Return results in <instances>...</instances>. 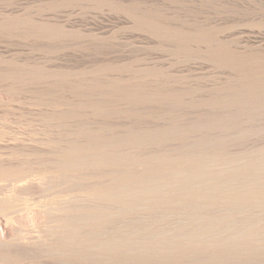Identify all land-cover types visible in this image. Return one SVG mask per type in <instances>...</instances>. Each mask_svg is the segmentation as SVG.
Listing matches in <instances>:
<instances>
[{
  "label": "bare ground",
  "instance_id": "6f19581e",
  "mask_svg": "<svg viewBox=\"0 0 264 264\" xmlns=\"http://www.w3.org/2000/svg\"><path fill=\"white\" fill-rule=\"evenodd\" d=\"M59 1H57V2H59ZM62 1H64V0H62ZM66 1H68V0H66ZM78 1H83L84 5H86L89 8L93 7V8H98V9L102 8L103 6L102 5L100 6L97 3L100 1H103L105 3L104 6L108 7L107 10L120 11L122 13V16L124 14L127 17L132 18V20H134L136 22L135 24H139V25L143 26V28H145L146 32L155 36L157 38V40L159 41L160 49L163 52L169 53L168 57H171V55H172L173 57H175L176 60H180V62H181V60H184L187 64H188V61H189V63H192V61H191L192 58L193 59L194 58L200 59V60H203L202 61L203 63L205 61V63L207 62L208 64L212 65V66L209 65V67L214 66V67L221 69L220 71H223L224 72L223 76L224 75L225 76L223 78V81H221V84L218 86H215L212 88V86H210V83H209V86L211 87V89L208 88V85H207L208 83H206V86H207L206 88L209 89V90L206 89L207 91H205V89H204V91L206 93H204V91H203V93L200 92V89H199L201 96H202V94H205V95L200 100H197V102L193 100V102H195V103H193L194 107H192V98H193L192 97V89L193 88H191L190 91L186 92L187 88L194 87L193 82H192L193 86L191 85V82H190L191 80H190L189 81L190 83L188 82V84H190L191 86L187 87L186 89L184 87H182L185 89V93L183 94V92L181 93V91L179 89H172L171 88V84L173 83L172 81H171L172 83L171 82L169 83L171 89L168 88L169 86L167 84H168V80L170 78L168 80H167V78H165L167 81L164 84V90L163 91L159 92V90H158V93L154 92V94H151V92L149 90L150 94L143 93L141 95V93H140V96H138V97H132V96H129L128 94H126V96L124 97L125 99H122L119 97L120 99H122V102H123V100L126 101V103L124 105L122 103L118 104L119 106L123 105V107H121L118 110L116 109L114 111L111 109L112 111L107 112V113L104 112V110H103L104 113L101 110H99L100 105L98 106L95 102L89 101L88 98H90L89 95H91V94H89L90 92H88V90L85 88H83L79 91L83 92L82 90H84V93L87 92L88 95L84 94V93L82 94L81 92H80V94L81 95H87L88 100L87 99L85 100V98L87 96H84L85 97L84 99H82V97H79V99L81 98V101L79 100V102H78V99H77V102H78L77 104L73 103L74 105H72L70 108L68 107V109L63 110V111H62V109L60 110L58 108V110H60L61 112H59V113L53 112L51 114V116H46L47 114L46 113L44 114L43 111H40V109H39L40 115H41V113H43L45 115V117H48L46 124H49L50 128H48V127L47 128L53 129V131L55 129L56 132L58 129L59 132L62 133V135L64 134V132H66L67 135H64V137L68 136V138L66 137L67 138V141H66L65 138H62V135L61 136L58 135V134H60L59 132L57 133L58 137H61V139L59 138L61 141H62V139L64 141H66V145L64 147H62L63 146L62 145L61 146L62 148H61L60 144H58L59 147L57 148V150L54 148L55 146L53 147V150H51V151H54V149L56 150V151H54L55 154H53V155H56L55 157L53 156V158L55 160L52 163V165L56 171H54L53 174H50V172H48L45 169L47 166H44V168L41 169L42 171L41 172L39 171V173H37L35 175L34 179L32 181H30V183L26 182L27 184H25V185L21 184V186L18 184V186H20V187H17V188L13 187L11 184L12 190H8V191L7 190L2 191L1 190L2 188L0 189V224L5 222L7 226H10L9 229L11 232V235H9V234L7 236H1L0 235V263L1 262L3 263L5 261H9L8 264H21L27 260H32V261L34 260V262H35V260H37V259H42L43 260L42 264L43 263L44 264H264V56H260L259 53H258L259 56H254V54H252V53H251V55H249V54L241 53V51H240V53H238V52L233 53L234 51L231 52V50L229 52L227 49L228 45H225V44H229V43L223 44V43H220V41H218L217 39H214V36H215L214 34L217 33L216 31L220 30L219 28H215L218 30H214V29H210L211 28V26H210V28L208 29L209 26L206 28L205 25H202L200 27H194V26H196L194 24H193L194 26L192 27V23L194 21L192 19L191 20L193 22L188 21V19H187L188 16H187V18H186L187 20H186V19H183L184 17L181 18L182 16L180 17L176 13L171 14L170 13L171 10H170L169 6L172 4V2H176V3L179 2L177 0H161L160 1L161 4L159 2V4L161 5V8L160 9L158 8V10H155L153 8V6H155L153 4H151V5H153L151 7V5L147 6V5L139 4V3L138 4H134V3L133 4L132 3L126 4L123 2L117 3V2H114L113 0H78ZM127 1L131 2L129 0H127ZM133 1H135V0H133ZM142 1H144V0H142ZM147 1L149 3V0H147ZM153 1H159V0H153ZM45 2H47V1H45ZM57 2H56V4H57ZM193 2H194V0H193ZM78 3L81 6L82 2H78ZM181 3H183V2H181ZM181 3H179V4H181ZM79 4H78V6H79ZM6 5H7V3H6ZM23 5H25V4H23ZM52 5L55 6V3ZM63 5H64V3H63ZM82 5H83V3H82ZM9 6H11V5H9ZM12 6H14V5H12ZM54 6H52V7H54ZM65 6H66V4H65ZM72 6H74V5H72ZM19 7H20V5H19ZM26 7L27 6H25V8ZM44 7L42 6V8H44ZM156 7H160V6H156ZM185 7H187V6H185ZM63 8L65 9V7H63ZM180 8H179V10H180ZM14 9H15V7H14ZM48 10H50V9L48 8ZM87 10H90V9H87ZM104 10L106 11V8ZM185 12H186V10H185ZM0 13L2 14V12H0ZM33 13H34V11L32 12V14ZM35 13H36V11H35ZM81 13H83V12H81ZM95 13H96V11H95ZM107 13L109 14V11H107L106 14ZM182 13L186 14L184 12H182ZM189 13H191V11H189ZM3 15H6V14H3ZM112 15H113V13H112ZM53 16H55V14H53ZM58 16H59V14H58ZM84 16H85V14H84ZM56 17H57V15H56ZM17 18L18 17H16V19ZM39 19H40V17L38 18V20ZM42 19H44V15H43ZM124 19H125V17H124ZM0 20L5 21V18L4 19L2 18ZM13 20H14V18H13ZM26 20H28V18ZM26 20L24 19L25 22H26ZM7 21H11V20H7ZM7 21H5V22H7ZM20 21H22V20H20ZM34 21H36V19ZM42 21H39V22L42 23ZM11 22H13V21H11ZM18 22L16 21L15 24L16 23L20 24V22L19 23ZM46 22L48 23L49 21L46 20ZM128 22L129 21L127 19V23ZM47 23L45 25H47ZM131 23H133V21ZM3 25H5V24L3 23ZM6 25L9 26L10 22H9V24H6ZM21 25H22V23H21ZM24 25H26V23ZM14 26H16V25H14ZM17 26L20 27L19 25H17ZM28 26H31V24ZM43 26H44V24H43ZM47 26L49 27V25H47ZM52 26L53 25H51V27ZM203 26H205V27H203ZM48 27H45L44 29H42L43 28L42 27L41 28L42 30L38 29V31L33 32V33L34 34L37 33L36 35L39 38L41 37L44 39H49V38L53 37L54 34H56V33L52 32V34H51L49 31V29L51 27H49V28ZM131 27H133V26L131 25ZM137 27H138V25H137ZM10 28L11 27H8L7 29L10 30ZM24 28H25V26H24ZM33 28H34V26H33ZM12 29L14 30V28H12ZM1 30H2V28H1ZM34 30H35V28H34ZM51 30H52V28H51ZM70 30H71V28H70ZM20 31L18 32V34H20ZM77 31L79 34V30H77ZM135 31H136V29H135ZM138 31H136V32H138ZM2 32H4V31H1V33ZM24 32H25V36H26V32H28V31L26 30ZM219 32H222V31L220 30ZM1 33H0V36H1ZM9 33H11V32H9ZM13 33H16V36H17L16 31ZM21 33L24 35L23 32H21ZM80 33H82L81 30H80ZM3 34H5V33H3ZM3 34H2V36H3ZM75 34H76V32H75ZM23 35H20V36H23ZM56 35H58V34H56ZM60 35H61V33H60ZM101 35H99V36H101ZM105 35H106V33H105ZM9 36L12 37L11 35H9ZM16 36H14V37L16 38ZM88 36L89 35H86L87 40H89ZM219 36H220V33H219ZM86 37H84V38H86ZM0 38H3V37H0ZM18 38L20 39L21 37H18ZM66 38L69 39L68 37H66ZM66 38H65V40H66ZM79 38L80 37H78V39H77L78 42H80L79 40L81 38H83V36L80 39ZM84 38H83V40H84ZM92 39L93 38H91V40ZM224 39L221 38V41ZM37 40H38V38H37ZM51 40H52V38H51ZM93 40H96V39H93ZM35 41H36V39H35ZM58 41H57V43H59ZM62 41L60 40V43ZM96 41H98V40H96ZM41 42H43V41H41ZM81 42H83V41H81ZM81 42H80V44H81ZM84 42H83L84 44H82L83 46H85V44H87V41L84 40ZM90 42L92 43V41H90ZM65 43L67 44V42H65ZM100 43H103V45H104V42L100 41ZM9 44H11V43L9 42ZM71 44H74V43H71ZM88 44H90V43H88ZM154 44H156V43L154 42ZM94 45H96V42ZM94 45L92 44V46H94ZM97 45H99V47H100L101 44H98V42H97ZM35 46H37V44ZM49 46H51V45H47V49L49 48ZM74 46H77V44ZM87 47H90V45ZM91 47L89 49L90 51H91ZM94 47H95V49L97 48V46H94ZM147 47H148V45H147ZM228 47H230V46H228ZM236 49H237V47H236ZM48 50L50 51L51 49H48ZM54 50H56V49H54ZM57 50H58V48H57ZM80 50H83V49H80ZM143 50L145 51V48ZM99 51H100V49H99ZM243 51H244V49H243ZM42 53H43V51H42ZM65 53H66V51H65ZM80 53H82V52H80ZM108 55H110V54H108ZM83 56H84V54H83ZM31 57L32 56H30V58ZM33 58H36V57H33ZM11 59H13V58H11ZM24 59H26V58L24 57ZM27 59H28V56H27ZM41 59H43V58H41ZM92 61H94V60H92ZM172 61H174V60H172ZM172 61L168 60V62H172ZM2 62L0 60V64ZM5 62H6V65L9 64V63L7 64V62H9V61H5ZM20 62H22V61H20ZM163 62L165 63L167 61H163ZM23 63H24V61H23ZM30 63H28V64H30ZM92 63H94V62H92ZM19 64L21 66V63H19ZM59 64H61V63H59ZM140 64L141 63L139 62V64H138L139 67H140ZM171 64H170V68L173 69L174 67L172 68ZM36 65H37V63H36ZM115 65L118 69H121L122 71L126 70V69H123L122 67H119L121 65H119V66L117 64H115ZM161 65H160V67H161ZM168 65L165 64L164 65V66H166L165 68L162 65L163 67H161V68L167 69ZM182 65H183V63H182ZM1 66L2 65H0V67ZM4 66H2V67H4ZM34 66L35 65H33V67ZM74 66H76V65H74ZM78 66H80V65L78 64ZM103 66L105 67V64H103ZM173 66H175V65H173ZM33 67L31 68L32 70L37 69V66L35 67V69ZM116 67H114V68H116ZM188 67H190V65ZM214 67L212 69H215ZM4 68H3V70H4ZM6 68L8 69V67H6ZM43 68H44V66H43ZM43 68H42V70H43ZM72 68H74V67H72ZM87 68L85 70H88ZM92 68L99 69V67L97 68L95 66ZM101 68H102V66H101ZM105 68H107V67H105ZM145 68H146V66H145ZM178 68L179 67H177L176 70ZM207 68H208V65H207ZM11 69H9V70H11ZM27 69L28 68H26V70ZM67 69H69V67ZM219 69H217V70H219ZM0 70L2 71V74L4 71L5 72L7 71V70L3 71L2 68H0ZM16 70H18V69H16ZM50 70L52 71L53 69L51 68ZM58 70L56 72H58ZM63 70L64 69H62L61 72L63 74L65 73L64 79H66V76L69 73L66 74V72H63ZM72 70H74V69H72ZM111 70H113V69H111ZM167 70H168V72H167ZM167 70L166 71L164 70V71L167 73H171V72H172V74L174 73L173 70L171 72H169L170 71L169 68ZM12 71H13V73H11V74H14L15 71L14 70H12ZM39 71H40V69H39ZM64 71H66V70H64ZM76 71H78V69H76ZM76 71L74 70V72H76ZM81 71L84 72L83 70H81ZM88 71L91 73L90 70H88ZM96 71H98V70H96ZM135 71L137 72V70H135ZM180 71L181 70H179V72ZM193 71L195 72L196 69ZM26 72L29 73L28 70ZM26 72L24 69L23 73L26 74ZM34 72H37V71L35 70ZM41 72H43V71H41ZM59 72H60V70H59ZM72 72L73 71H71V73ZM93 72H94V70H92V73ZM98 72H100V71H98ZM98 72H96V73H98ZM104 72H106L105 69H104ZM109 72H111V71H109ZM132 72H134V71H132ZM179 72H177V73H179ZM7 73H9V72L7 71ZM7 73H6V75H7ZM30 73H31V70H30ZM30 73H29V75H30ZM111 73H113V72H111ZM125 73H127V71ZM130 73L131 72H129V74ZM159 73H161V72L159 71ZM218 73H220V72H218ZM16 74L17 73H15L14 75H16ZM37 74L44 75L43 73L42 74L37 73ZM121 74L120 75L123 76V73H121ZM135 74H140V73H135ZM200 74H201V72H200ZM52 75L53 74H51L50 76H52ZM73 75H75V74H73ZM76 75H78V73ZM84 75H83V77L85 79L86 76H84ZM94 75H96V77H98L97 75H99V74H94ZM109 75L106 76V73H105L106 77L111 76L110 78H112V76H113V79L118 78V77L116 78L114 75H110V76ZM195 75H196V73H195ZM2 76L0 75V77H2ZM57 76H58V74H57ZM105 76H103V77H105ZM125 76H126V74H125ZM160 76H161V74H160ZM163 76L165 77V75H163ZM180 76H178V77H180ZM208 76H209V74H208ZM208 76H207V78H208ZM23 77L22 78L19 77V78L21 80H23ZM76 77H75V79H76ZM11 78H13V76ZM11 78H9V79H11ZM35 78H36V76L32 80H34ZM69 78H70V76H69ZM69 78L67 80H69ZM95 78H94V80L96 83L97 78L96 79ZM99 78H101V77H99ZM99 78H98V80H99ZM161 78L159 77V79H161ZM7 79H8V77H7ZM26 79H28V78H26ZM36 79H39V78H36ZM54 79H55V77H54ZM89 79L88 78L86 79L87 80L86 84L91 83V80H93L92 76L89 77ZM124 79H126V78H124ZM140 79H142V78H140ZM182 79L183 78L181 77V82H182ZM204 79H205V76H204ZM21 80H19V81L21 82ZM39 80H41V79H39ZM58 80H60V79H58ZM111 80L106 81V79H105V83H104V80L102 79V82H103V84H106V83H110ZM118 80L120 81L121 79H118ZM162 80H161V82H162ZM29 81H30V78H29ZM70 81L72 82V78ZM116 81H114V82H116ZM122 81H121V83H122ZM149 81H150V79H149ZM155 81H156V79H155ZM159 81H158V83H159ZM183 81H185V80H183ZM1 82H2V80H1ZM1 82H0V85H2ZM30 82H32V81H30ZM30 82H29V84H28V82H25V84L27 83V85L30 86V84H31ZM43 82H44V80H43ZM54 82L57 83V81H54ZM102 82L99 81V83H102ZM114 82L112 80V84ZM138 82L139 81L137 80V83ZM146 82H148V81H146ZM199 82H198V84H201ZM6 83H5V85H7ZM12 83H13V81L11 83H9L10 87H11ZM22 83H23V87H24L25 86L24 82L22 81ZM36 83H33V84H36ZM72 83H69V84H72ZM74 83L77 84L76 81ZM74 83H73V85H74ZM81 83H82V81H81ZM93 83H92V85H96ZM19 84H21V83H19ZM78 84H80L79 81H78ZM86 84H85V86H86ZM118 84L116 83L115 85L118 86ZM183 84H184V82H183ZM27 85H26V87H27ZM37 85H38V83H37ZM37 85L35 87H38ZM58 85H60V84H58ZM81 85L84 86V83ZM92 85H89V86L92 87ZM99 85H102V84H99ZM109 85H105V86L108 87ZM2 86L7 87L8 85L7 86L2 85ZM13 86H14V84H13ZM66 86H67V88L70 87L68 85H66ZM66 86H64V87H66ZM77 86H75L77 89L81 88L80 86H78L79 88ZM140 86H143V85H140ZM148 86H150L149 88L151 89V85L149 84ZM179 86H180V84H179ZM195 86H196V84H195ZM3 87H1V89ZM30 87H32V86H30ZM59 87L61 88V85ZM75 87H74V89H75ZM162 87H163V85L161 86V88ZM198 87H199V85H198ZM32 88L34 89V87H32ZM40 88H42V87L40 86ZM56 88H57V86L55 87V89ZM110 88L112 89L113 86ZM115 88H117V87H114V89ZM152 88H153V86H152ZM43 89H44V87H43ZM43 89H41V90H43ZM57 89H56V91H57ZM74 89H71V90H74ZM134 89H135V87H134ZM134 89H133V91L136 92V90H134ZM24 90L25 91L28 90V92H29V89H27V88ZM52 90H54V89L52 88ZM63 90H61V93L63 92ZM68 90H70V89H68ZM104 90L106 91L107 89H104ZM123 90H125V88H123ZM160 90H162V89H160ZM193 90L195 91V89H193ZM11 91H9V92H11ZM45 91L46 90H44V93H45ZM95 91H96V88H95ZM107 91L110 92V89ZM137 91H138V89H137ZM23 92H20V93H23ZM65 92H67V91H65ZM77 92H72V95H71V93H70V95L72 97H74V95H75L74 93H77ZM99 92H104V91L99 90L98 94H99ZM119 92L120 91L115 92V93L118 94ZM196 92L197 91H195V93ZM2 93L5 94V92H2ZM33 93H34V91H33ZM42 93L43 92L41 91L40 94H42ZM47 93L48 92H46V94ZM56 93H58V92H55V95H56ZM96 93H94L95 97L97 95ZM105 93H103V94H105ZM13 94L14 93L10 94L11 97ZM17 94L18 93L14 94V96ZM30 94H32V91H31V93H29L28 96H30ZM37 94H39V93H37ZM138 94H139V91H138ZM193 94H194V92H193ZM6 95H7V93H6ZM22 95H26V94L23 93ZM52 95H54V93ZM63 95H64V93H63ZM65 95H66V93H65ZM68 95L69 94L67 92V96ZM76 95H78V94H76ZM109 95L110 94L108 93V95H106V96H109ZM20 96H21V94H20ZM50 96L48 97V95H47L48 98L52 97V96L51 97ZM26 97H27V95H26ZM40 97H42V96L40 95ZM40 97L38 95L37 98H40ZM53 97L51 100L54 101ZM97 97H98V95H97ZM99 97L97 99H100L101 104H102L103 99H101V96H99ZM31 98L33 99L36 97H31ZM31 98L29 99V101L31 100ZM109 98H110L109 100H111L110 102H113L112 100L115 99V96L113 97L114 99H111V97H109ZM195 98H196V96H195ZM57 99L59 100L60 97ZM117 99H118V97H117ZM67 100H68V98H67ZM106 100L109 101L107 98H106ZM117 101L114 100V102H117ZM119 101H121V100H119ZM43 102H45V101H43ZM49 102H50V100H49ZM98 102H99V100H98ZM35 103L36 102H34L33 104H35ZM59 103L57 105H59ZM37 104H38V102H37ZM53 104L54 103H52V105ZM60 104H62V103H60ZM112 104H114V103H112ZM17 105H16V108L18 107ZM19 105H21V104H19ZM55 105H56V103H55ZM103 105H105V104H103ZM152 105H154V106H152ZM62 106L63 105H61V107ZM3 107H5V106H3ZM64 107H66V106H64ZM8 108H10V107H8ZM47 108H49V107H47ZM58 110H55V112L56 111L58 112ZM9 111H7V112H9ZM32 111L33 110H31V112ZM13 113L11 116H13ZM9 114H11V113H9ZM35 114H36L35 116L37 117V112ZM38 115H39V113H38ZM25 116H27V114ZM29 117H31V116H29ZM0 118H1V116H0ZM11 118H13V117H11ZM16 118H18V117H16ZM8 119H10V118L8 117ZM30 120H32V119H30ZM44 122H45V120H44ZM40 123H42V122H40ZM0 126H2V125H0ZM3 126H5V124ZM19 126H21V125H19ZM40 126H42V125H40ZM38 127L36 126L35 128L34 127L33 128L36 129ZM43 127L44 128H42V129H44V130L47 129V128H45L46 126H43ZM39 129H41V128L39 127ZM60 129H62L64 131L62 132ZM17 130H19V129H17ZM26 131H28V130H26ZM36 131L38 132V129L35 130V132ZM48 131L47 132L44 131V132L48 134L49 133ZM53 131H51V133ZM22 132H24V131H22ZM32 132H30V133H32ZM51 133H50V135H51ZM19 134L21 135V133H19ZM38 134H36V135H38ZM16 135L17 134H15L14 136L17 137ZM23 135H25V134H23ZM53 135L54 134H52V136ZM57 135L55 134L54 136H57ZM45 137H42V138L45 139ZM49 139L47 141L51 142L50 140H52V139H50V140ZM37 140H40V139L37 138ZM37 140H36V142H37ZM20 141H21V139H20ZM20 141H18L17 143L19 144ZM23 141H25V140H23ZM40 142H43V141L40 140ZM1 144H3V143H1ZM24 144H25V142H24ZM14 145H15V143L13 144V146ZM21 145H22V141H21ZM41 145H42V143H41ZM50 146H51V144H50ZM22 147H23V145H22ZM22 147H21V150H23L25 148V145H24L23 149H22ZM11 149H9V151ZM19 149H20V147H19ZM35 149H37V148H35ZM35 149H33V150L36 151ZM38 149H40V145H39ZM16 150H17V148H16ZM58 150H60V151H58ZM28 151H29V149H28ZM28 151H26V152L28 153ZM31 151H29V152H31ZM38 151H36V152L38 153ZM11 152H13V149ZM21 152L22 151H20V153ZM36 152H35V154H37ZM40 152H41V149H40ZM54 152H52V153H54ZM5 153L6 152H4V154ZM17 153H19V152H17ZM23 153H25V151ZM23 153H21V154H23ZM5 155H7V154H5ZM27 155L28 154H26V156ZM26 156L23 155V157H25V159H26ZM41 156L42 155H40V157ZM18 157H19V155H18ZM23 157H22V159H24ZM28 157H29V155H28ZM9 158H7V159H9ZM37 158H39V156ZM41 158H44V157H41ZM7 159H5V160L7 161ZM32 159H34V158H31V162H32ZM5 160H3V161H5ZM21 160H20V162H22ZM35 160L38 162L39 159H35ZM45 160H46V156H45V159H43V161L41 162V163H44V165H46V162H44ZM0 161H2V160H0ZM9 161L12 163L11 159ZM13 161H15V160H13ZM24 161H23V164H24ZM28 161H30V160H27V162H25V163L30 165V162H28ZM10 162H7V164L9 165ZM5 163L6 162L3 163L4 164L3 166H5L7 168V166H6L7 164L5 165ZM33 163L34 162H32V164ZM19 164H20V167H24V168L26 167L22 163H19ZM11 165H13V164H11ZM15 165H17V163H15L13 167H15ZM34 165H35V163H34ZM36 165H38V164H36ZM39 165H38V167L37 166H35V167H37V169H38L39 167H41V165L40 166ZM1 166H2V164H1ZM9 167H10V165H9ZM28 167H31V169H33L31 165ZM9 169H11V168H9ZM26 169H28V168L26 167ZM2 170H5V169L2 168ZM2 170H0V181L3 178L5 179V177H7V175H8V173H6ZM17 170H19V169H17ZM20 170H22V169H20ZM38 170H40V168ZM9 171H12V170H9ZM13 171H14V169H13ZM14 173H17V172H14ZM14 173H13V175H14ZM29 175L31 176L33 174H29ZM94 175H97V176L103 175L104 177H106V179L102 180L100 178L101 181L90 182L89 178L92 176L94 178ZM23 177L24 176L22 175V177H20L21 179L20 178H16V179L14 178V180L17 181V179H18V181L21 180V182H22ZM28 177L29 176H26V178H28ZM104 177H102V178L104 179ZM26 178H24V180H26ZM70 180L71 181L79 180L78 182L75 181L76 183H74L75 184L74 187H73V184H71L72 185L71 189L75 190V188H76L77 191L76 190L75 191L70 190V191H72L71 193L79 191L78 194L75 193L76 195L74 194V196H72V197H69L67 199L66 198L63 199L62 198L63 196H61V195L65 191L68 192V189H70V188H68L69 185H67L66 189L67 188L68 189L65 190L60 195L61 198L58 197V195H57L58 198L57 197L54 198L55 197L54 196L51 199L50 196L54 195L55 192H52L53 194H51V192H50V193H47L46 195L43 196V198L48 199V196L50 194V196H49L50 201H43L42 200V202L40 201V203H38L39 202L38 201L39 199H38V200H36V201H38L37 204H34L31 201L33 204L24 206V208L21 210L22 213H19L20 210L17 211V207L19 206V202H21L22 199L25 200L24 197L30 196L34 193L45 194L48 190L52 191L53 189H51V188L55 184L56 185L59 184L60 181H65L67 183V181L69 182ZM2 182H3V180H2ZM7 182H8V180L6 181V183ZM4 185L7 186L6 184H4ZM8 186H10L9 183H8ZM11 186H10V188H11ZM57 186H58V190L57 189L56 190L59 191L60 185H57ZM54 190H55V188H54ZM57 191H56V193L58 194ZM68 195L69 196L71 195L70 192ZM45 196H47V197H45ZM31 197L33 198L34 196H31ZM39 198H42V197H39ZM33 199L35 201V198H33ZM36 201H35V203H36ZM1 220H2V223H1ZM47 224H49L48 225V226H50L49 228L46 227ZM1 226L3 228V226H5V224L1 225ZM40 226L46 227L48 229L46 230L47 231L46 233L44 232L45 235H43V233H42V235H41L42 237H40V238L37 237L36 240L32 238L33 233H32V235H31V233L28 234L29 236L31 235L32 239H30V237L26 238L27 235H25V236L22 235V236H24L23 237L24 239L22 242L17 241L18 239L13 237L14 234H21V233L24 234V232H26V231H27V233H29L31 231V229L34 230V228H39ZM35 232L37 235L39 231L35 230ZM41 232H39V233H41ZM7 233H8V231H7ZM27 233H25V234H27ZM18 236H20V235H18ZM29 262H27V263H29ZM5 264H7V263H5ZM30 264H31V262H30ZM38 264H39V261H38Z\"/></svg>",
  "mask_w": 264,
  "mask_h": 264
},
{
  "label": "rangeland",
  "instance_id": "374dc122",
  "mask_svg": "<svg viewBox=\"0 0 264 264\" xmlns=\"http://www.w3.org/2000/svg\"><path fill=\"white\" fill-rule=\"evenodd\" d=\"M5 0H0V12H2V14L0 13V19H4L5 18V21H7V20H11V21H13V22H11V21H7V22H5L4 20H0V33H1V31H4V32H2L1 33V36L0 37H3V38H0V60H1V64L0 65H2V66H6V67H8V69L6 68H4V67H0V68H2V70H3V68H4V70H7L9 73H7V71L5 72L4 70V72H3V74H2V71L0 70V75L2 76V77H0V82H1V80H2V82H1V84L2 85H4V86H7V87H3L2 85H0V89H1V87H3L1 90H0V116H1V118H0V125H2V126H0V142L1 143H3V144H1L0 143V160H2V161H0V166H1V164H2V168L3 169H5V170H2V168L0 167V170H2V171H4V172H6V173H8V175H7V177H5V179L3 178L2 180H3V182H2V180L0 181V189L2 190V191H8V190H12V186L13 187H15V188H17V187H20L21 186V184H27V183H30V181H32L33 179H34V177H35V175L37 174V173H39V171L41 172L42 170L41 169H43L44 168V166H47L45 169L48 171V172H50V174H53L54 173V171H56L55 169H54V167H53V165H52V163H53V161L55 160L54 158H53V156L55 157L56 155H53V154H55V152L54 151H56L57 150V148L59 147V145L58 144H60V147L62 146V147H64L65 145H66V141H67V138H68V136H65L64 137V135H67L66 134V132H64V134L62 135V133L61 132H59V130L57 129V132H56V130L54 129V131H53V129H48V128H50V125L49 124H46V121H47V118L48 117H45V113L47 114L46 116H51V114L54 112V113H59V112H61L60 110L62 109V111L63 110H66V109H68V107L70 108L72 105H74L75 103L77 104L78 102H79V100L81 101V98L79 99V97H82V99H84L85 97L84 96H87L88 95V93L87 92H85L84 93V90H82L83 92H81V91H79V90H81V89H83V88H85V89H87L88 90V92H90L89 94H91V95H89L90 96V98H88V96L85 98V100L88 98L89 99V101H91V102H95L99 107V110H101L102 112H103V110H104V112H110V111H114V110H118V109H120L121 107H123V105L126 103V101L125 100H123V102H122V99H125L124 97L126 96V94H128L129 96H132V97H138V96H140V93H141V95L143 94V93H145V94H150V92H151V94H154V92L155 93H158V90H159V92L160 91H163L164 90V84L166 83V81L168 80V88H170V82L172 83L171 84V88L172 89H179L180 91H181V93L183 92V94L185 93V89L187 88V87H189V86H191L192 85V82H193V85H194V87H189V88H187L186 89V92H188V91H190L191 90V88H193V89H195V91H197L196 93H195V91L192 89V107H194V105H193V103H195V102H193V100L194 101H196L197 102V100H200L201 98H203V96L205 95V94H202V96H201V93L200 92H202L203 93V91H204V89H205V91H207V90H209V89H211V87L210 86H212V88L213 87H215V86H218V85H220L221 84V81H223V78H224V76H223V74H224V72L223 71H220L221 69H219V68H217V67H214L215 69H212L213 67H209V65L210 64H208L207 62L205 63V61H204V63L202 62L203 60H200V59H196V58H192V63H189V61H188V64L184 61V60H181V62H180V60H176L175 59V57H173L171 54V57H168L169 55V53H166V52H163L161 49H160V47H159V41L157 40V38L155 37V36H153V35H151V34H149L148 32H146V30H145V28H143V26H141V25H139V24H135L136 22L134 21V20H132V18H129V17H127L126 15H124L123 14V16H122V13L120 12V11H111V10H107L108 9V7H105L104 5H105V3L103 2V1H100V2H98L97 4L98 5H102L103 7L102 8H93V7H87L86 5H84V2L83 1H78V0H68V1H66V0H64V1H62V0H6L5 2H4ZM32 1V2H31ZM45 1H47V2H45ZM57 1H59V2H57V4H56V2ZM66 1V2H65ZM77 1V2H76ZM114 2H117V3H119V2H123V3H126V4H144V5H147V6H150L151 4H153V5H155V6H153V5H151V7L153 6V8L155 9V10H158V8L160 9L161 8V0H159V1H153V0H149V3H148V1L147 0H144V1H142V0H135V1H133V0H129V1H131V2H128L127 0H113ZM137 1V2H136ZM139 1V2H138ZM142 1V2H141ZM177 1H179V2H172V4L169 6L170 7V13L171 14H178V16H182L181 18H183V19H186L187 18V16H188V21H192L193 23H192V27L194 26V25H196V26H194V27H200V26H202V25H205L206 26V28L208 27V29L210 28V26H211V28L210 29H214V30H218V29H215V28H219L222 32H219L220 30H218V31H214L216 34H214L215 36H214V39H217L218 41H220V43H229V44H225V45H228V46H230V47H228L227 46V49H228V51L230 52V50H231V52H233V53H235V52H238V53H240V51H241V53H245V54H249V55H251V53L252 54H254V56H259V54H260V56H264V0H194V2H193V0H177ZM35 2V3H34ZM52 2V3H51ZM62 2V3H61ZM72 2V3H71ZM78 2H82L83 3V5H82V3H81V6H80V4L78 3ZM159 2H160V4H159ZM181 2H183V3H181ZM6 3H7V5H6ZM9 3V4H8ZM29 3V4H28ZM33 3V4H32ZM49 3V4H48ZM55 3V6L54 5H52V4H54ZM63 3H64V5H63ZM69 3V4H68ZM71 3V4H70ZM77 3V4H76ZM100 3V4H99ZM163 3V2H162ZM179 3H181V4H179ZM23 4H25V5H23ZM27 4V5H26ZM43 4V5H42ZM48 6H47V5ZM51 4V5H50ZM65 4H66V6H65ZM78 4H79V6H78ZM107 4V3H106ZM185 4V5H184ZM9 5H11V6H9ZM12 5H14V6H12ZM18 5V6H17ZM19 5H20V7H19ZM39 5V6H38ZM57 5V6H56ZM72 5H74V6H72ZM180 5V6H179ZM25 6H27L26 8H25ZM30 6V7H29ZM42 6L46 9H44V8H42ZM50 6V7H49ZM52 6H54V7H52ZM86 6V7H85ZM156 6H160V7H156ZM185 6H187V7H185ZM14 7H15V9H14ZM47 7V8H46ZM59 7V8H58ZM63 7H65V9L62 8ZM157 9H156V8ZM182 9H181V8ZM33 8V9H32ZM38 8V9H37ZM48 8L50 9V10H48ZM55 8V9H54ZM58 8V9H57ZM86 8V9H85ZM106 8V11L104 10ZM179 8H180V10H179ZM13 9V10H12ZM22 9V10H21ZM25 9V10H24ZM44 9V10H43ZM87 9H90V10H87ZM102 9V10H101ZM7 10V11H6ZM9 10V11H8ZM15 10V11H14ZM32 10V11H31ZM39 10V11H38ZM79 10V11H78ZM87 10V11H86ZM185 10H186V12H185ZM23 11V12H22ZM34 11V13L32 14V12ZM35 11H36V13H35ZM63 11V12H62ZM77 11V12H76ZM95 11H96V13H95ZM103 11V12H102ZM105 11V12H104ZM107 11H109V14L107 13L106 14V12ZM173 11V12H172ZM175 11V12H174ZM189 11H191V13H189ZM31 12V13H30ZM81 12H83V13H81ZM85 12V13H84ZM87 12V13H86ZM90 12V13H89ZM115 12V13H114ZM182 12H184V13H186V14H183ZM14 15H13V14ZM29 13V14H28ZM45 13V14H44ZM61 13V14H60ZM112 13H113V15H112ZM3 14H6V15H3ZM40 14V15H39ZM53 14H55V16H53ZM58 14H59V16H58ZM68 14V15H67ZM84 14H85V16H84ZM104 14V15H103ZM117 14V15H116ZM38 15V16H37ZM43 15H44V19H42L43 18ZM56 15H57V17H56ZM61 15V16H60ZM121 15V16H120ZM2 17V18H1ZM16 17H18L17 19H16ZM24 17V18H23ZM40 17V19L38 20V18ZM61 17V18H60ZM65 17V18H64ZM124 17H125V19H124ZM127 17V18H126ZM13 18H14V20H13ZM21 18V19H20ZM28 18V20H26ZM54 18V19H53ZM122 18V19H121ZM206 18V19H205ZM22 20V21H20V20ZM24 19L26 20V22L24 21ZM36 19V21H34ZM80 21H79V20ZM127 19H128V23H127ZM131 19V20H130ZM186 19V20H187ZM192 19V20H191ZM18 22H20V24H15V22L16 21ZM30 20V21H29ZM44 22H43V21ZM46 20L47 21H51L50 23L48 22H46ZM78 20V21H77ZM125 20V21H124ZM209 20V21H208ZM4 21V22H3ZM29 21V22H28ZM39 21H42V23H40ZM86 21V22H85ZM133 21V23H131ZM9 22H10V25L8 26V25H6V24H9ZM18 22V23H19ZM26 23V25H24L25 23ZM28 22V23H27ZM47 23V25H49V27H51V25H53L51 28H52V30H51V28L49 29V31H50V33L52 34V32H54V33H56V34H58V35H56V34H54V36L53 37H51L52 38V40H51V38H49V39H44V38H39V37H37V33L36 34H34L33 32H36V31H38V29L39 30H42V29H44L45 27H48L47 25H45L46 23ZM58 22V23H57ZM126 22V23H125ZM205 22V23H204ZM3 23L5 24V25H3ZM12 23V24H11ZM21 23H22V25H21ZM24 23V24H23ZM133 26V27H131V25ZM199 23V24H198ZM207 23V24H206ZM31 24V26H28V25H30ZM43 24H44V26H43ZM60 24V25H59ZM63 24V25H62ZM134 24V25H133ZM194 24V25H193ZM14 25H16V26H14ZM17 25H19L20 27H18ZM59 25V26H58ZM62 25V26H61ZM76 25V26H75ZM137 25H138V27H137ZM198 25V26H197ZM4 26V27H3ZM24 26H25V28H24ZM28 26V27H27ZM33 26H34V28H35V30H34V28H33ZM36 26V27H35ZM43 28H42V27ZM67 28H66V27ZM121 26V27H120ZM128 26V27H127ZM205 26H203V27H205ZM8 27H11L10 28V30L9 29H7ZM33 29H32V28ZM48 27V28H49ZM55 27V28H54ZM57 27V28H56ZM60 27V28H59ZM78 27V28H77ZM83 27V28H82ZM130 27V28H129ZM1 28H2V30H1ZM12 28H14V30L12 29ZM21 30H19V29ZM42 28V29H41ZM70 28H71V30H70ZM129 28V29H128ZM28 31V32H26V36H25V32L24 31H26V30ZM37 29V30H36ZM92 29V30H91ZM127 29V30H126ZM132 29V30H131ZM134 29V30H133ZM135 29H136V31H138V32H136L135 31ZM138 29V30H137ZM6 30V31H5ZM8 30V31H7ZM56 30V31H55ZM63 30V31H62ZM70 30V31H69ZM76 30V31H75ZM77 30H79V34H78V31ZM80 30L82 31V33L84 34H82V33H80ZM86 30V31H85ZM131 30V31H130ZM17 32V36H16V33H13V32ZM20 31V34H18V32ZM73 31V32H72ZM112 31V32H111ZM224 31V32H223ZM9 32H11V33H9ZM21 32H23L24 33V35L21 33ZM69 32V33H68ZM75 32H76V34H75ZM87 32V33H86ZM3 33H5V34H3ZM8 33V34H7ZM29 33V34H28ZM33 33V34H32ZM60 33H61V35H60ZM65 33V34H64ZM73 33V34H72ZM105 33H106V35H105ZM219 33H220V36H219ZM2 34H3V36H2ZM15 34V35H14ZM32 34V35H31ZM68 34V35H67ZM70 34V35H69ZM75 34V35H74ZM82 34V35H81ZM89 35L88 36V39L90 40V41H92V43L89 41V40H87V37H86V35ZM102 34V35H101ZM148 36H147V35ZM228 34V35H227ZM9 35H11L12 37H10ZM20 35H23V36H20ZM28 35V36H27ZM36 35V36H35ZM65 35V36H64ZM73 35V36H72ZM80 35V36H79ZM99 35H101V36H98ZM104 35V36H103ZM225 35V36H224ZM14 36H16V38L14 37ZM60 36V37H59ZM75 36V37H74ZM83 36V38L84 37H86V38H84V40L85 41H87V44H85V46H83L82 44H84L85 42H84V40H83V38H81ZM147 36V37H146ZM228 36V37H227ZM18 37H21L20 39L18 38ZM27 39H26V38ZM50 37V36H49ZM66 37H68L69 39H67ZM72 37V38H71ZM74 37V38H73ZM78 37H80L79 39V41L81 42V41H83V42H81V44H80V42H78L77 41V39H78ZM98 37V38H97ZM110 37V38H109ZM216 37V38H215ZM34 38V39H33ZM37 38H38V40H37ZM54 38V39H53ZM58 38V39H57ZM65 38H66V40H65ZM91 38H93V39H96V40H98V41H96V40H91ZM155 38V39H154ZM221 38H225L224 40H222L221 41ZM11 39V40H10ZM16 39V40H15ZM29 39V40H28ZM33 39V40H32ZM35 39H36V41H35ZM74 39V40H73ZM108 39V40H107ZM3 40V41H2ZM9 40V41H8ZM15 40V41H14ZM32 40V41H31ZM49 40V41H48ZM54 40V41H53ZM59 40V41H58ZM60 40L62 41L61 43H60ZM68 40V41H67ZM73 40V41H72ZM104 40V41H103ZM153 40V41H152ZM6 41V42H5ZM18 43H17V42ZM41 41H43V42H41ZM53 41V42H52ZM56 41V42H55ZM57 41L59 42V43H57ZM67 42V44L65 43V42ZM89 41V42H88ZM96 42V45H94L95 44V42ZM100 41H102V42H104V45H103V43H100ZM158 41V42H157ZM9 42L11 43V44H9ZM16 42V43H15ZM22 42V43H21ZM97 42H98V44H101L100 45V47H99V45H97ZM108 42V43H107ZM115 42V43H114ZM123 42V43H122ZM154 42L156 43V44H154ZM238 42V43H237ZM31 43V44H30ZM35 43V44H34ZM56 43V44H55ZM69 43V44H68ZM71 43H74V44H71ZM88 43H90V44H88ZM37 44V46H35ZM58 44V45H57ZM63 44V45H62ZM65 44V45H64ZM77 44V46H74V45H76ZM79 44V45H78ZM92 44L94 45V46H97V48L95 49V47L94 46H92ZM47 45H51V46H49V48L48 49H51L50 51L47 49ZM73 45V46H72ZM90 45V47H91V51L89 50L90 49V47H87V46H89ZM147 45H148V47H147ZM233 45V46H232ZM249 45V46H248ZM35 46V47H34ZM45 46V47H44ZM67 46V47H66ZM69 46V47H68ZM111 46V47H110ZM53 49H52V48ZM87 47V48H86ZM107 47V48H106ZM130 47V48H129ZM153 49H152V48ZM234 47V48H233ZM236 47H237V49H236ZM32 48V49H31ZM38 48V49H37ZM57 48H58V50H57ZM61 48V49H60ZM111 48V49H110ZM145 48V51L143 50ZM35 49V50H34ZM41 49V50H40ZM54 49H56V50H54ZM67 49V50H66ZM80 49H83V50H80ZM88 49V50H87ZM94 49V50H93ZM99 49H100V51H99ZM103 49V50H102ZM121 49V50H120ZM142 49V50H141ZM160 49V50H159ZM240 49V50H239ZM243 49H244V51H243ZM33 50V51H32ZM85 50V51H84ZM87 50V51H86ZM97 50V51H96ZM239 50V51H238ZM28 51V52H27ZM42 51H43V53H42ZM53 51V52H52ZM65 51H66V53H65ZM77 51V52H76ZM243 51V52H242ZM249 51V52H248ZM41 52V53H40ZM52 52V53H51ZM56 52V53H55ZM58 52V53H57ZM63 52V53H62ZM74 52V53H73ZM76 52V53H75ZM80 52H82V53H80ZM87 52V53H86ZM103 52V53H102ZM139 52V53H138ZM31 53V54H30ZM60 53V54H59ZM95 55H93V54ZM96 53V54H95ZM102 53V54H101ZM160 53V54H159ZM257 53V54H256ZM259 53V54H258ZM50 54V55H49ZM56 54V55H55ZM82 54V55H81ZM83 54H84V56H83ZM108 54H110V55H108ZM151 54V55H150ZM163 54V55H162ZM256 54V55H255ZM69 55V56H68ZM73 55V56H72ZM88 55V56H87ZM94 57H93V56ZM98 55V56H97ZM106 55V56H105ZM27 56H28V59L30 58V56H32L29 60L27 59ZM43 56V57H42ZM59 56V57H58ZM80 58H79V57ZM86 56V57H85ZM91 56V57H90ZM149 56V57H148ZM162 56V57H161ZM24 57L28 60H26V59H24ZM33 57H36V58H33ZM61 57V58H60ZM139 57V58H138ZM3 60H2V59ZM11 58H13V59H11ZM41 58H43V59H41ZM57 58V59H56ZM89 58V59H88ZM136 58V59H135ZM141 58V59H140ZM148 58V59H147ZM40 59V60H39ZM63 59V60H62ZM78 61H77V60ZM88 59V60H87ZM96 59V60H95ZM151 59V60H150ZM165 59V60H164ZM169 61H172V60H174V61H172V62H168V60ZM9 61V62H7V64L8 65H6V62L5 61ZM34 60V61H33ZM60 60V61H59ZM92 60H94V61H92ZM133 60V61H132ZM162 60V61H161ZM18 61V62H17ZM20 61H22V62H20ZM23 61H24V63H23ZM26 61V62H25ZM77 61V62H76ZM89 61V62H88ZM163 61H167V62H163ZM190 61V62H191ZM199 61V62H198ZM31 62V63H30ZM35 64H34V63ZM88 62V63H87ZM92 62H94V63H92ZM139 64V62L141 63L140 64V67H139V65L137 64V63ZM143 62V63H142ZM146 62V63H145ZM164 64H163V63ZM19 63H21V66H20V64ZM28 63H30V64H28ZM36 63H37V65H36ZM39 63V64H38ZM59 63H61V64H59ZM67 63V64H66ZM71 63V64H70ZM76 63V64H75ZM124 63V64H123ZM171 64V66H172V68L173 69H171L170 68V64ZM174 63V64H173ZM182 63H183V65H182ZM185 63V64H184ZM18 64V65H17ZM35 65L34 67H33V65ZM59 64V65H58ZM64 64V65H63ZM69 64V65H68ZM78 64L80 65V66H78ZM93 64V65H92ZM98 64V65H97ZM103 64H105V67H107V68H105L104 66H103ZM114 64V65H113ZM115 64H117L118 66L119 65H121V66H119V67H122L123 69H126V70H121V69H118L117 67H116V65ZM134 64V65H133ZM156 64V65H155ZM164 66L165 64L166 65H168L167 67L169 68V72H171L172 70H173V74H172V72L171 73H167L168 72V68L167 69H164L166 66H164V68H161V67H163L162 65ZM187 64V65H186ZM208 65V68H207V65ZM26 65V66H25ZM42 65V66H41ZM71 65V66H70ZM74 65H76V66H74ZM107 65V66H106ZM160 65H161V67H160ZM173 65H175V66H173ZM177 65V66H176ZM179 65V66H178ZM190 65V67H188ZM202 65V66H201ZM37 66V69H35V67ZM43 66H44V68H43ZM99 67V69H94V68H92V67ZM101 66H102V68H101ZM113 66V67H112ZM145 66H146V68H145ZM158 66V67H157ZM184 66V67H183ZM186 66V67H185ZM210 66H212V65H210ZM10 67V68H9ZM15 67V68H14ZM34 68L37 72H34L35 70H32L31 68ZM64 67V68H63ZM69 67V69H67ZM71 67V68H70ZM72 67H74V68H72ZM88 67V68H87ZM111 67V68H110ZM114 67H116V68H114ZM177 67H179L177 70H176V68ZM188 67V68H187ZM12 68V69H11ZM26 68H28L27 70L29 71V73H30V70H31V73H30V75H29V73L28 72H26L27 70H26ZM42 68H43V70H42ZM53 69L52 71L50 70V69ZM60 70V72H59V70ZM61 68V69H60ZM78 69V71H76V69ZM88 69V70H90L91 71V73L88 71V70H85V69ZM109 68V69H108ZM133 68V69H132ZM141 68V69H140ZM149 68V69H148ZM157 70H156V69ZM185 68V69H184ZM9 69H11V70H9ZM16 69H18V70H16ZM23 69V70H22ZM24 69H25V72H26V74L25 73H23L24 72ZM39 69H40V71H39ZM58 70V72H56L57 70ZM62 69H64V70H66V71H64L63 70V72H66V74L67 73H69V74H67V76H66V79H64L65 78V73L63 74L61 71H62ZM72 69H74L76 72H74V70H72ZM104 69L106 70V72H104ZM111 69H113V70H111ZM115 69V70H114ZM118 69V70H117ZM137 70V72L135 71V70ZM196 69V71L194 72L193 70H195ZM198 69V70H197ZM217 69H219V70H217ZM12 70H14L15 71V73H17L16 75H14V74H11V73H13V71ZM81 70H85L84 72H82ZM92 70H94V72L92 73ZM96 70H98V71H100V72H98V71H96ZM131 70V71H130ZM167 70V72H165V71ZM179 70H181L180 72H179ZM200 70V71H199ZM202 70V71H201ZM206 70V71H205ZM211 70V71H210ZM11 71V72H10ZM20 71V72H19ZM22 71V72H21ZM41 71H43V72H41ZM69 71V72H68ZM71 71H73L72 73H71ZM87 71V72H86ZM109 71H111V72H113V73H111V72H109ZM122 71V72H121ZM127 71V73H125ZM132 71H134V72H132ZM155 71V72H154ZM159 71L161 72V73H159ZM184 71V72H183ZM186 71V72H185ZM199 71V72H198ZM215 71V72H214ZM19 72V73H18ZM45 72V73H44ZM86 72V73H85ZM96 72H98V73H96ZM129 72H131L130 74H129ZM176 72V73H175ZM177 72H179V73H177ZM189 72V73H188ZM194 72V73H193ZM200 72H201V74H200ZM203 72V73H202ZM207 74H206V73ZM218 72H220V73H218ZM223 72V73H222ZM6 73H7V75H6ZM34 73V74H33ZM37 73H43L44 75H40V74H37ZM78 73V75H76ZM85 75H84V74ZM105 73H106V76H108L109 74L110 75H114L117 79H113V76H112V78H110V77H106L105 76ZM109 73V74H108ZM121 73H123V76H121L122 74ZM126 74V76H125V74ZM135 73H140V74H135ZM165 73V74H164ZM195 73H196V75H195ZM205 73V74H204ZM211 73V74H210ZM22 76H21V75ZM38 76H37V75ZM51 74H53L52 76H50ZM57 74H58V76H57ZM62 74V75H61ZM73 74H75V75H73ZM94 74H99V75H97L98 77H96V75H94ZM104 74V75H103ZM121 74V75H120ZM147 74V75H146ZM156 74V75H155ZM160 74H161V76H160ZM175 74V75H174ZM198 74V75H197ZM208 74H209V76H208ZM10 75V76H9ZM13 76V78H11L12 76ZM61 75V76H60ZM82 75V76H81ZM83 75L84 76H86V78L84 79V77H83ZM92 76V78H93V80H91V83L90 84H86L87 82V78L89 79V77H91ZM141 75V76H140ZM145 75V76H144ZM159 75V76H158ZM163 75H165V77L163 76ZM168 75V76H167ZM173 75V76H172ZM181 75V76H180ZM187 75V76H186ZM200 75V76H199ZM202 75V76H201ZM6 76V77H5ZM15 76V77H14ZM23 77V80H21L19 77ZM36 76V78H39V79H41V80H39V79H34V80H32L34 77ZM50 76V77H49ZM63 76V77H62ZM69 76H70V78H69ZM77 76V77H76ZM103 76H105V77H103ZM178 76H180V77H178ZM190 76V77H189ZM199 76V77H198ZM204 76H205V79H204ZM207 76H208V78H207ZM214 76V77H213ZM7 77H8V79H7ZM18 77V78H17ZM44 77V78H43ZM54 77H55V79H54ZM75 77H76V79H75ZM97 79H96V78ZM99 77H101V78H99ZM157 77V78H156ZM159 77L161 78V79H159ZM175 77V78H174ZM181 77L183 78L182 79V82H181ZM189 77V78H188ZM201 77V78H200ZM9 78H11V79H9ZM16 78V79H15ZM25 78V79H24ZM26 78H28V79H26ZM29 78H30V81H32V82H30L29 81ZM60 79V80H58V79ZM69 78V80H67ZM71 78H72V82L74 83L75 81L77 82V84L76 83H74V85H73V83L70 81L71 80ZM82 78V79H81ZM94 78L96 79V83H95V80H94ZM98 78H99V80H98ZM110 78V79H109ZM124 78H126V79H124ZM140 78H142V79H140ZM165 78H167V80L165 79ZM180 80H179V79ZM191 78V79H190ZM7 79V80H6ZM14 79V80H13ZM62 79V80H61ZM78 79V80H77ZM84 79V80H83ZM102 79L104 80V83H105V79H106V81H108V80H113V82L114 81H116V82H114L113 84H112V80L110 81V83H106V84H103V82H102ZM118 79H121L120 81L118 80ZM136 79V80H135ZM148 79V80H147ZM149 79H150V81H149ZM155 79H156V81H155ZM160 81H159V80ZM163 79V80H162ZM172 79V80H171ZM194 79V80H193ZM199 79V80H198ZM218 79V80H217ZM10 82H9V81ZM13 81V83H12V85H11V87H10V84L9 83H11L12 81ZM18 82H16V81ZM19 80H21V82L19 81ZM39 80V81H38ZM43 80H44V82H43ZM90 80V79H89ZM98 80V81H97ZM123 80V81H122ZM127 80V81H126ZM137 80L139 81L138 83H137ZM161 80H162V82H161ZM174 80V81H173ZM183 80H185V81H183ZM188 80V81H187ZM191 80V81H190ZM205 80V81H204ZM207 80V81H206ZM210 82H209V81ZM4 81V82H3ZM22 81L24 82V87H23V83H22ZM54 81H57V83L56 82H54ZM69 81V82H68ZM78 81H79V83L80 84H78ZM81 81H82V83H81ZM94 83H93V82ZM99 81H101L102 83H99ZM121 81H122V83H121ZM146 81H148V82H146ZM158 81H159V83H158ZM165 81V82H164ZM187 81V82H186ZM191 82V85L190 84H188V82ZM200 81V82H199ZM7 82V83H6ZM9 82V83H8ZM25 82H28V84H29V82L32 84H30V86H32V87H34V89L32 88V87H30V86H28L27 85V83L25 84ZM38 83V85H37V83ZM47 82V83H46ZM98 82V83H97ZM142 82V83H141ZM149 85H151V89L149 88L150 86H148L146 83ZM183 82H184V84H183ZM189 82V83H190ZM198 82L199 83H201V84H198ZM220 82V83H219ZM5 83L7 84V85H5ZM16 83V84H15ZM19 83H21V84H19ZM33 83H36V84H33ZM53 85H52V84ZM64 85H63V84ZM69 83H72V84H69ZM84 83V86L83 85H81V84H83ZM89 83V82H88ZM92 83L93 84H96V85H92ZM118 84V86L117 85H115V84ZM121 83V84H120ZM144 83V84H143ZM158 83V84H157ZM163 85V87L161 88V84ZM176 83V84H175ZM180 84V86H179V84ZM206 83H208L207 85H208V88H206L207 86H206ZM209 83H210V86H209ZM13 84H14V86H13ZM20 86H19V85ZM58 84H60L61 85V88L59 87L60 85H58ZM76 84V85H75ZM85 84H86V86H85ZM99 84H102V85H99ZM110 84V85H109ZM128 87H126L125 85ZM129 84V85H128ZM135 84V85H134ZM186 84V85H185ZM195 84H196V86H195ZM199 85V87H198V85ZM204 84V85H203ZM212 84V85H211ZM216 84V85H215ZM26 85H27V87H26ZM38 86V87H35V86ZM66 85H68V86H70L69 88H67V86ZM80 86L81 88H79L78 86ZM89 85H92V87L91 86H88ZM105 85H109L110 87H112L113 86V88L111 89L109 86L107 87V86H105ZM112 85V86H111ZM140 85H143V86H140ZM178 85V86H177ZM192 85V86H193ZM203 85V86H202ZM19 86V87H18ZM22 86V87H21ZM40 86L42 87V88H40ZM46 86V87H45ZM53 86V87H52ZM57 86V91H56V89H55V87ZM63 86V87H62ZM64 86H66V87H64ZM75 86H77L79 89H77ZM120 86V87H119ZM147 88H146V87ZM152 86H153V88H152ZM10 87V88H9ZM13 87V88H12ZM16 87V88H15ZM21 87V88H20ZM43 87H44V89H43ZM48 87V88H47ZM74 87H75V89H74ZM89 89H88V88ZM99 87V88H98ZM107 87V88H106ZM114 87H117V88H115L114 89ZM134 87H135V89H134ZM144 87V88H143ZM160 89H162V90H160ZM182 87H184V88H182ZM198 87V88H197ZM204 87V88H203ZM23 88V89H22ZM29 89V92H28V90L27 91H25L24 89ZM31 88V89H30ZM37 88V89H36ZM39 88V89H38ZM52 88L55 90H52ZM63 90V92L61 93V90ZM95 88H96V91H95ZM107 89V90H109L110 89V92H108L107 90V92L111 95H109V96H106V95H108V93L104 90V89ZM123 88H125V90H123ZM127 88V89H126ZM149 88V89H148ZM170 88V89H171ZM12 91H11V90ZM41 89H43V90H41ZM68 89H70V90H68ZM71 89H74V90H71ZM98 89V90H97ZM114 89V90H113ZM133 89L134 90H136V92H134L133 91ZM137 89H138V91H139V94H138V91H137ZM197 89V90H196ZM199 89H200V92H199ZM203 89V90H202ZM207 89V90H206ZM6 90V91H5ZM16 90V91H15ZM24 92H23V91ZM39 90V91H38ZM44 90H46L45 91V93H44ZM86 90V91H87ZM104 91V92H99V94H98V91ZM149 90H150V92H149ZM9 91H11V92H9ZM31 91H32V94H30V96H28L29 95V93H31ZM33 91H34V93H33ZM43 92L42 94H40V92ZM50 91V92H49ZM52 91V92H51ZM65 91H67L68 92V96H67V92H65ZM71 91V92H70ZM78 91V92H77ZM94 91V92H93ZM112 91V92H111ZM118 92V91H120L118 94L117 93H115V92ZM124 91V92H123ZM130 93H128V92ZM204 91V93H206ZM2 92H5V94L4 93H2ZM12 94V93H14V94H16V93H18L17 95H15L14 96V94L12 95V97H11V95L9 94ZM16 92V93H15ZM20 92H23L24 94H26L27 95V97H26V95H22L23 93H20ZM39 93V94H37V93ZM46 92H48L47 94H46ZM55 92H58V93H56V95H55ZM72 92H77V93H74L75 95H74V97H72L71 95H72ZM80 92L83 94H87V95H81L80 94ZM97 92V93H96ZM106 92V93H105ZM134 92V93H133ZM147 92V93H146ZM153 92V93H152ZM193 92H194V94H193ZM6 93H7V95H6ZM21 94V96H20V94ZM54 93V95H52ZM63 93H64V95H65V93H66V95L64 96L63 95ZM70 93H71V95H70ZM94 93H96L97 95H98V97L99 96H101V99H103V103L101 104V101H100V99H97L98 97H97V95H96V97H95V94ZM103 93H105V94H102ZM123 93V94H122ZM9 94V95H8ZM34 94V95H33ZM46 94V95H45ZM76 94H80L79 96L78 95H76ZM101 94V95H100ZM122 94V95H121ZM137 94V95H136ZM33 95V96H32ZM38 95H39V97H40V95L42 96V97H40V98H37L38 97ZM47 95H48V97L51 95L53 98H54V101L53 100H51L52 99V97L51 98H48L47 97ZM58 95V96H57ZM127 95V96H128ZM196 96V98H195V96ZM199 95V96H198ZM7 96V97H6ZM17 96V97H16ZM57 96V97H56ZM78 98H77V97ZM115 96V99L113 98V97ZM22 97V98H21ZM29 97V98H28ZM31 97H36V98H31ZM60 97V99L58 100L57 98H59ZM66 97V98H65ZM94 99H93V98ZM109 97H111V99H114V100H121V101H117V102H114V100H112L113 102H110L111 100H109L110 98ZM117 97H118V99H117ZM122 98V99H120V98ZM26 98V99H25ZM28 98V99H27ZM31 98V100L29 101V99ZM43 98V99H42ZM67 98H68V100L70 101H68L67 100ZM100 98V97H99ZM105 98V99H104ZM106 98L109 100V101H107L106 100ZM24 99V100H23ZM77 99H78V102H77ZM87 99V100H88ZM92 99V100H91ZM4 100V101H3ZM9 100V101H8ZM19 100V101H18ZM22 100V101H21ZM49 100H50V102H49ZM68 102H67V101ZM76 102H75V101ZM95 100V101H94ZM98 100H99V102H98ZM2 101V102H1ZM18 103H17V102ZM43 101H45V102H43ZM57 101V102H56ZM60 103H62V104H60ZM7 102V103H6ZM24 102V103H23ZM34 102H36L35 104H33ZM37 102H38V104H37ZM40 102V103H39ZM18 105H17V104ZM23 103V104H22ZM52 103H54L53 105H52ZM55 103H56V105H55ZM59 103V105H57ZM74 103V104H73ZM112 103H114V104H112ZM120 103H122L123 105L122 106H119L118 104H120ZM19 104H21V105H19ZM103 104H105V105H103ZM2 105V106H1ZM8 105V106H7ZM16 105L18 106L17 108H16ZM24 105V106H23ZM27 105V106H26ZM55 105V106H54ZM61 105H63L62 107H61ZM69 105V106H68ZM3 106H5V107H3ZM13 106V107H12ZM21 106V107H20ZM26 106V107H25ZM41 106V107H40ZM64 106H66V107H64ZM108 106V107H107ZM110 106V107H109ZM112 106V107H111ZM115 106V107H114ZM118 106V107H117ZM152 106H154V105H152ZM8 107H10V108H8ZM47 107H49V108H47ZM54 107V108H53ZM56 107V108H55ZM74 107V106H73ZM105 107V108H104ZM107 107V108H106ZM2 108V109H1ZM8 108V109H7ZM16 108V109H15ZM58 108L60 109V110H58ZM104 108V109H103ZM114 108V109H113ZM11 109V110H10ZM39 109H40V111H43V113H41V115H40V111H39ZM49 109V110H48ZM106 109V110H105ZM112 109V110H111ZM11 112H10V111ZM13 110V111H12ZM16 110V111H15ZM30 110V111H29ZM31 110H33L32 112H31ZM37 112V117L35 116L36 114V112ZM38 110V111H37ZM46 110V111H45ZM53 110V111H52ZM55 110H58V112L56 111L55 112ZM7 111H9V112H7ZM7 112V113H6ZM15 114H14V113ZM30 112V113H29ZM103 112V113H104ZM9 113H11V114H9ZM12 113H13V116H11L12 115ZM38 113H39V115H38ZM24 114V115H23ZM27 114V116H25ZM30 114V115H29ZM33 114V115H32ZM8 115V116H7ZM20 115V116H19ZM29 116H31V117H29ZM35 116V117H34ZM42 116V117H41ZM8 117L10 118V119H8ZM11 117H13V118H11ZM15 117V118H14ZM16 117H18V118H16ZM27 119H26V118ZM39 117V118H38ZM41 117V118H40ZM45 117V118H44ZM22 118V119H21ZM29 118V119H28ZM43 118V119H42ZM18 119V120H17ZM30 119H32V120H30ZM42 119V120H41ZM44 120H45V122H44ZM18 121V122H17ZM32 121V122H31ZM35 121V122H34ZM20 122V123H19ZM40 122H42V123H40ZM44 122V123H43ZM3 123V124H2ZM38 123V124H37ZM48 123V122H47ZM5 124V126H3ZM18 124V125H17ZM24 124V125H23ZM44 124V125H43ZM11 125V126H10ZM19 125H21V126H19ZM40 125H42V126H40ZM40 127L41 129L42 128H44L43 126H46L45 128H47V129H39V127L38 128H36V129H34L35 127ZM34 127V128H33ZM12 128V129H11ZM15 128V129H14ZM32 128V129H31ZM52 128V127H51ZM17 129H19V130H17ZM38 129V132L36 133L35 132V130H37ZM26 130H28V131H26ZM62 132L64 131V130H62V129H60ZM22 131H24V132H22ZM33 131V132H32ZM49 132L48 134L47 133H45V132ZM51 131H53L52 133H51ZM17 132V133H16ZM21 133V135L19 134V133ZM30 132H32V133H30ZM56 132V133H55ZM60 133V134H58L59 136H61L62 135V138H65L66 139V141H64L63 139H62V141L60 140L61 139V137H58V135H57V133ZM28 133V134H27ZM40 135H39V134ZM50 133H51V135H50ZM12 136H11V135ZM15 134H17L16 136L17 137H15L14 135ZM23 134H25V135H23ZM36 134H38V135H36ZM52 134H56L57 136H52ZM2 135V136H1ZM28 135V136H27ZM30 135V136H29ZM10 136V137H9ZM39 136V137H38ZM46 136V137H45ZM42 137H45V139H43ZM67 137V138H66ZM11 138V139H10ZM26 138V139H25ZM30 140H29V139ZM33 138V139H32ZM37 138L38 139H40L41 141H43V142H40V140H37ZM52 139V140H50V139ZM60 138V139H59ZM10 139V140H9ZM20 139H21V141H22V145H23V147H22V145H21V141H20ZM33 141H32V140ZM35 139V140H34ZM50 140L51 142H49V141H47V140ZM6 140V141H5ZM13 140V141H12ZM23 140H25V141H23ZM36 140H37V142H36ZM56 140V141H55ZM18 141H20L19 142V144L17 143ZM29 141V142H28ZM35 141V142H34ZM40 143H39V142ZM55 141V142H54ZM64 141V142H63ZM24 142H25V144H24ZM31 142V143H30ZM62 142V143H61ZM15 143V145L13 146V144ZM29 143V144H28ZM38 143V144H37ZM41 143H42V145H41ZM51 144V146H50V144ZM53 143V144H52ZM5 144V145H4ZM10 144V145H9ZM33 146H32V145ZM57 146H56V145ZM24 145H25V148H24ZM28 145V146H27ZM37 145V146H36ZM39 145H40V149H41V152H40V149H38L39 148ZM6 148H5V147ZM18 146V147H17ZM30 146V147H29ZM55 146V147H54ZM3 147V148H2ZM13 149V152H11L12 151V149ZM14 147V148H13ZM19 147H20V149H19ZM21 147H22V149L25 151V153L26 154H28L29 155V157H28V155L26 156V154L25 153H23L24 151L23 150H21ZM33 147V148H32ZM45 147V148H44ZM53 147L56 149H54V151H51V150H53ZM61 147V148H62ZM8 148V149H7ZM16 148H17V150H16ZM31 148V149H30ZM35 148H37V149H35ZM9 149H11L10 151H9ZM28 149H29V151H31V152H29L28 151ZM33 149H35L36 151H38V153L36 152V151H34ZM43 149V150H42ZM60 149V148H59ZM9 152H8V151ZM20 151H22L21 153H23V154H21L20 153ZM26 151H28V153L26 152ZM34 151V152H33ZM58 151H60V150H58ZM57 151V152H58ZM3 152V153H2ZM4 152H6L5 154H7V155H5L4 154ZM17 152H19V153H17ZM35 152L37 153V154H35ZM40 152V153H39ZM52 152H54V153H52ZM2 153V154H1ZM13 153V154H12ZM30 153V154H29ZM9 154V155H8ZM12 154V155H11ZM44 154V155H43ZM16 155V156H15ZM18 155H19V157H18ZM23 155H25L26 156V159L27 160H30V161H28V162H30V165L32 166V168L33 169H31V167H28V166H30V165H28L27 163H25V162H27V160L25 159V157H23ZM35 155V156H34ZM40 155H42L41 157H44V158H41L40 157ZM11 156V157H10ZM39 156V158H37ZM45 156H46V160L44 161V162H46V165H44V163H41L42 161H43V159H45ZM9 158V159H7V158ZM21 157V158H20ZM22 157L24 158V159H22ZM36 157V158H35ZM3 158V159H2ZM29 158V159H28ZM31 158H34V159H32V162H34L35 163V165H34V163L32 164V162H31ZM5 159H7V161L5 160ZM12 160V163L9 161V160ZM22 161V162H20V160ZM35 159H39L38 160V162L35 160ZM41 159V160H40ZM3 160H5V161H3ZM13 160H15V161H13ZM25 160V161H24ZM35 160V161H34ZM23 161H24V164H23ZM4 162H6L5 163V165L7 164V162H10V167H9V165L7 164L6 166H7V168L5 167V166H3L4 164ZM17 163V165L19 166H17V165H15V167H13L14 166V164L15 163ZM40 162V163H39ZM19 163H22L23 165H25L28 169H26V167L24 168V167H20V164ZM11 164H13V165H11ZM27 164V165H26ZM36 164H40L41 165V167H39L40 168V170H38L37 169V167H38V165H36ZM22 165V166H23ZM39 165V166H40ZM35 166H37V167H35ZM13 167V168H12ZM17 167V168H16ZM9 168H11V169H9ZM35 168V169H34ZM12 170V171H9V170ZM13 169H14V171H13ZM17 169H19V170H17ZM20 169H22V170H20ZM27 171H26V170ZM7 170V171H6ZM24 170V171H23ZM36 171V172H35ZM14 172H17V173H14ZM13 173H14V175H13ZM29 174H33V175H29ZM11 175V176H10ZM17 175V176H16ZM22 175L24 176L23 177V181L21 182V178L20 177H22ZM10 176V177H9ZM20 176V177H19ZM26 176H29L28 178H26ZM97 175H94V178H93V176L92 177H90L89 179H90V182H94V181H101V179L102 180H105L106 179V177H104L103 175H98L97 177H96ZM104 177V179L102 178V177ZM14 178L16 179V178H20L19 180L20 181H18V179H17V181L16 180H14ZM24 178H26V180H24ZM101 178V179H100ZM14 181H12V180ZM94 179V180H93ZM100 179V180H99ZM8 180V182L6 183V181ZM5 181V182H4ZM11 181V182H10ZM78 182L79 180H73V181H67V183L65 182V181H60V183L59 184H57V185H60L59 187V191H57L58 190V186L56 185H54L51 189H53L54 190V188H55V190L53 191H47L45 194H43V193H34V194H32V195H30V196H27V197H24V199L25 200H21V202H19V206L17 207V211H19L20 210V212L19 213H22L21 212V210L24 208V206H27V205H32L33 203L34 204H37V202L38 203H40V201L42 202V200L43 201H50L49 199L51 198L52 199V197H54V198H56L57 197V195H58V197H60V195L65 191V190H67L68 188H70V189H68V192L67 191H65L61 196H63L62 198L63 199H67V198H69V197H72V196H74V194L76 193V194H78L79 193V191L78 192H74V193H71L72 191H77V189L75 188V190L73 189H71V187H72V185L71 184H73V187L75 186V184L74 183H76V182ZM13 182V183H12ZM20 182V183H19ZM27 182V183H26ZM72 182V183H71ZM8 183H9V185L11 186V184H12V186H11V188H10V186H8ZM17 183V184H16ZM4 184H6L7 186H5ZM18 184L20 185V186H18ZM67 185H69V187L66 189V187H67ZM23 186V185H22ZM4 187V188H3ZM6 188V189H5ZM50 189V190H51ZM57 189V190H56ZM70 190H72V191H70ZM56 191L58 192V194L56 193ZM51 192V194H53L52 192H55V194L54 195H51L50 196V194H49V196H50V198H49V196H48V199H46V198H43V196L44 195H46L47 193H50ZM69 192H70V196L68 195L69 194ZM43 194V195H42ZM66 194V195H65ZM75 194V195H76ZM31 196H34L33 198H35V201L36 200H38V201H36V203H35V201H34V199L31 197ZM42 197V198H39V197ZM45 197H47V196H45ZM57 197V198H58ZM32 198V199H31ZM37 198V199H36ZM61 198V197H60ZM41 199V200H40ZM45 199V200H44ZM27 200V201H26ZM33 203H32V202ZM26 202V203H25ZM29 203V204H28ZM21 204V205H20ZM24 204V205H23ZM26 204V205H25ZM1 223H2V220H1ZM5 224V226H3V228H2V226L1 225H4ZM49 224H47L46 225V227H50V226H48ZM46 227H43V226H40L39 228H34V230L33 229H31V231L29 232V233H27V231L26 232H24V234L23 233H21V234H14L13 235V237L14 238H16V239H18L17 241H23V237L25 236V235H27L26 236V238L27 237H30V239H37V237L38 238H40V237H42L41 235H42V233H43V235H45L44 234V232L46 233L47 231V229L48 228H46ZM10 226H7L6 225V223L5 222H3L2 224H0V235L1 236H7L8 234L9 235H11V232H10ZM3 229V230H2ZM35 230L36 231H39V232H41V233H39L38 232V234L36 235V232H35ZM7 231H8V233H7ZM4 232V233H3ZM25 233H27V234H25ZM31 233V235H32V233H33V235H32V238H31V235L29 236L28 234H30ZM18 235H20V236H18ZM22 235H24V236H22ZM21 237V238H20ZM41 260V261H40ZM31 262V264H38V261H39V264H42V259H37V260H35V262H34V260L32 261V260H27V261H25L24 263H21V264H30V262ZM37 261V262H36ZM27 262H29V263H27ZM33 262V263H32ZM41 262V263H40ZM5 263H9V261H5V262H1L0 264H5ZM44 264V263H43Z\"/></svg>",
  "mask_w": 264,
  "mask_h": 264
}]
</instances>
